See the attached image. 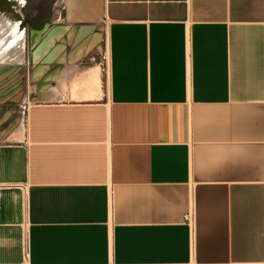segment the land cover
<instances>
[{"label":"crops","instance_id":"obj_1","mask_svg":"<svg viewBox=\"0 0 264 264\" xmlns=\"http://www.w3.org/2000/svg\"><path fill=\"white\" fill-rule=\"evenodd\" d=\"M101 5L0 114V264H264V0Z\"/></svg>","mask_w":264,"mask_h":264},{"label":"rangeland","instance_id":"obj_2","mask_svg":"<svg viewBox=\"0 0 264 264\" xmlns=\"http://www.w3.org/2000/svg\"><path fill=\"white\" fill-rule=\"evenodd\" d=\"M76 1V0H75ZM83 1L85 2V5L82 6ZM69 5V1L66 0H25L24 6H20V3L16 0H0V11L9 17L10 19L14 20H19L18 18L25 17L26 21L30 24V26L25 30L23 28V24L20 26L25 30V38H26V43H25V53H24V61L22 64L17 65L14 67L8 75L4 79H1L0 82L2 83L4 80L7 83H12L9 85H6L4 88H0V101L2 100L1 97L3 94L8 92L9 90L10 93L14 92H19L21 90H26L30 91L31 93H36L39 91L38 84L36 82L37 79H39L42 74L48 69L50 65H53L57 63V59L54 56V62L52 64L51 62L47 64H42L43 65V70H41L38 74H34V69H35V63L33 60V57L31 56V51L34 46V42L32 39V30L33 29H43L45 26H47L49 23H54L57 22L59 18H65L67 21V7ZM101 0H77L72 5V10L73 14L71 16L72 22H74L75 30L74 32L67 38L66 44L70 45H64V48L66 49L65 46H67V49L69 50L68 53L73 49V47L76 44L79 43H84L86 44L89 41V35L91 31V40L94 36L95 33L99 32L101 34L100 39L94 43L91 48H86L85 51H81L80 55H86L89 50H98L97 54L95 55V60H105L104 59V47L103 45L101 46V41L103 39V25L101 23L102 20V8H101ZM22 16H21V14ZM33 25V26H32ZM78 25H91L95 26L96 28L101 25L100 30H96V28L89 27L88 31L81 35L79 37L77 35V31L79 28L81 29L82 27H79ZM24 26H27L26 23ZM91 30H90V29ZM30 29H32L30 31ZM74 34V35H73ZM88 35V36H87ZM87 36V37H85ZM72 37V38H70ZM76 37V38H75ZM84 38V39H83ZM69 39V41H68ZM80 39V40H79ZM83 39V40H82ZM88 39V40H87ZM71 40V41H70ZM82 40V41H81ZM71 42V43H69ZM86 42V43H85ZM60 43V41H56V44ZM75 43V44H74ZM95 45V47H94ZM94 47V48H93ZM40 63V60L39 62ZM48 66V67H47ZM2 70V67H0ZM0 70V71H1ZM8 69H6L7 71ZM5 70L2 71L6 72ZM33 71V72H32ZM44 71V72H43ZM15 72V73H14ZM14 73V74H13ZM13 75L12 78H10ZM41 75V76H40ZM35 78V79H34ZM13 80V81H12ZM41 80V79H40ZM43 80V79H42ZM5 83L3 82V85ZM37 84V85H36ZM1 87V85H0ZM34 97V96H33ZM34 99V98H33ZM15 106V103H6V104H1L0 103V114H4L6 112L12 111V107ZM1 121V120H0ZM1 123V122H0ZM1 128L7 129L11 128L10 123L3 122L0 124Z\"/></svg>","mask_w":264,"mask_h":264},{"label":"bare ground","instance_id":"obj_3","mask_svg":"<svg viewBox=\"0 0 264 264\" xmlns=\"http://www.w3.org/2000/svg\"><path fill=\"white\" fill-rule=\"evenodd\" d=\"M16 1H18L20 3V6H22L24 4L25 0H16ZM66 1H69V5L67 7V17H66L67 21L65 18H59L58 22L49 23L43 29H33L32 30V36L31 37H32L33 42H34V46H33L32 51H31V56L33 57L34 63L36 64L35 65L36 67L34 69L35 75L38 74L41 70H43L42 64H47V63L51 62V60L54 58V56L59 51L61 52V50L64 49V45L67 42V38L75 30V26H74L75 24H74V22H72L71 16L73 14L72 5L75 2H77V0L76 1L75 0H66ZM85 2H87V1H83L82 6L85 5ZM87 31H88L87 26H84L81 29L79 28V30L77 31V35L79 37H81V35L83 36V34H85ZM70 38H72V37H70ZM56 41H60V43L56 44ZM68 41H69V39H68ZM25 43H26L25 30L20 26L19 20L10 19L9 17L4 15L0 11V67H2V70L0 69L1 70L0 71V80L4 79L6 77V75L11 73L12 72L11 70L14 67L23 63L24 53H25ZM69 43H71V42H69ZM75 46H77V49L81 50V49H83L85 44L81 42L79 44H76ZM39 60H40V63H38ZM6 69H8V70L6 71ZM95 69H97V67L92 68L90 70L91 71L90 75H92V76L94 75V72H96ZM4 70L6 72L2 73V71H4ZM87 75L90 77L89 74H87ZM95 76L96 75H94V77H92V78H95ZM12 77H13V75L10 78H12ZM92 78H91V80H92Z\"/></svg>","mask_w":264,"mask_h":264},{"label":"built area","instance_id":"obj_4","mask_svg":"<svg viewBox=\"0 0 264 264\" xmlns=\"http://www.w3.org/2000/svg\"><path fill=\"white\" fill-rule=\"evenodd\" d=\"M24 4H25V1H24ZM24 4L22 5V7L24 6ZM21 16H22V14H21ZM33 102H34V99H33L32 93L30 91H28V89L17 100L14 109H15V120H16V123L18 126L24 127L26 125L28 110H29L30 105ZM192 218L193 217H192L191 213H187L185 215V220L188 223H191ZM23 233H24L23 245H24V251H25V256H26V254H27V243H26V225L25 224L23 225Z\"/></svg>","mask_w":264,"mask_h":264},{"label":"trees","instance_id":"obj_5","mask_svg":"<svg viewBox=\"0 0 264 264\" xmlns=\"http://www.w3.org/2000/svg\"><path fill=\"white\" fill-rule=\"evenodd\" d=\"M25 22H26L25 17H23V18L21 19V24H23V26H24Z\"/></svg>","mask_w":264,"mask_h":264},{"label":"flooded vegetation","instance_id":"obj_6","mask_svg":"<svg viewBox=\"0 0 264 264\" xmlns=\"http://www.w3.org/2000/svg\"><path fill=\"white\" fill-rule=\"evenodd\" d=\"M22 18H23V17H22ZM22 18H21V19H22ZM19 19H20V18H19ZM21 19H20V25H21ZM23 28H25V26H23Z\"/></svg>","mask_w":264,"mask_h":264},{"label":"water","instance_id":"obj_7","mask_svg":"<svg viewBox=\"0 0 264 264\" xmlns=\"http://www.w3.org/2000/svg\"><path fill=\"white\" fill-rule=\"evenodd\" d=\"M32 29H30V31H31Z\"/></svg>","mask_w":264,"mask_h":264}]
</instances>
